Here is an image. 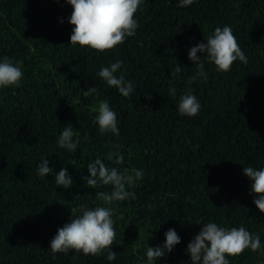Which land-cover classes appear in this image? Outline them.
I'll return each mask as SVG.
<instances>
[{
  "label": "trees",
  "instance_id": "1",
  "mask_svg": "<svg viewBox=\"0 0 264 264\" xmlns=\"http://www.w3.org/2000/svg\"><path fill=\"white\" fill-rule=\"evenodd\" d=\"M71 11L65 0H0V56L21 62L24 72L18 87L0 89V264H108L106 251L85 256L49 248L73 208L100 206L97 193L112 190L83 179L97 157L144 172L127 189L134 198L112 205V264H149L147 246L161 244L169 228L181 242L156 264H191L186 247L203 222L242 225L264 249V213L242 170L264 167V0H198L189 7L144 0L134 14L135 36L103 52L69 43ZM224 25L247 62L219 72L201 56L207 81H190L196 65L188 49ZM116 60L135 85L129 97L97 75ZM90 86L98 94L83 95ZM189 89L201 108L180 116L177 100ZM104 100L116 112L119 135L102 134L93 123ZM69 123L82 137L76 153L56 144ZM115 152L123 153L122 165L108 159ZM42 156L54 172L66 167L75 183L63 189L51 175L39 177ZM229 260L264 264V254L245 249Z\"/></svg>",
  "mask_w": 264,
  "mask_h": 264
},
{
  "label": "clouds",
  "instance_id": "2",
  "mask_svg": "<svg viewBox=\"0 0 264 264\" xmlns=\"http://www.w3.org/2000/svg\"><path fill=\"white\" fill-rule=\"evenodd\" d=\"M72 8L67 17L70 25H73L69 37V43L73 45L87 46L93 50L103 52L122 44L126 38L133 37L138 28V21L134 18L144 0H65ZM198 0H177L178 7H189ZM199 53V55H198ZM201 56L216 66L219 72L231 70L233 62L239 60L246 63L247 58L240 48L230 26L216 27L213 32L191 46L187 51V58L196 65V71L190 77V81L197 79L207 81L208 74L205 71ZM123 61L116 60L108 66H101L97 75L109 87H114L119 94L129 97L135 90L133 81L125 78L122 71ZM177 64L175 72H181ZM119 73V75L117 74ZM24 76L23 64L14 61L8 56H0V89L18 87ZM170 95L175 99L177 92L175 87L169 88ZM98 94V89L90 86L83 95L92 96ZM147 98L150 99V96ZM177 113L180 116H196L201 108L198 98L189 89L179 95L177 100ZM100 133L119 135L116 112L104 100L98 105V112L93 121ZM82 137L78 135L71 123L62 127L56 138L59 148L70 153H76ZM86 139V137H84ZM114 165H122L124 157L122 152L111 153L108 157ZM88 175L83 179L87 186H111L110 192H98L97 199L100 206L88 207L80 204L71 210L68 222L58 227L55 235L49 242V248L53 254L69 253L75 250L85 256H97L107 252L106 260L112 264L116 259V252L110 246L115 241L116 232L113 227L114 202L125 201L134 194L127 190L136 184L144 176L143 169L109 167L99 157L86 164ZM37 175L45 178L51 175L57 187L68 189L75 181L66 167H61L54 172L50 160L42 156L37 166ZM243 174L250 182L249 191L255 194L253 204L261 213H264V167H243ZM181 242L175 229L169 228L164 232V240L156 246H147L145 258L152 262L171 253L174 247ZM248 249L253 252L260 251L261 239L258 234L253 235L244 226L224 227L215 222H203L198 234L187 244L186 252L191 264H230L229 257H235Z\"/></svg>",
  "mask_w": 264,
  "mask_h": 264
}]
</instances>
